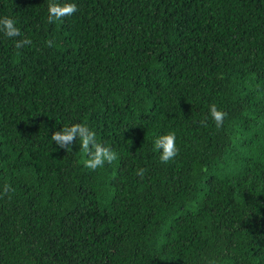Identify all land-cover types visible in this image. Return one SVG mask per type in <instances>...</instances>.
<instances>
[{
	"label": "trees",
	"instance_id": "16d2710c",
	"mask_svg": "<svg viewBox=\"0 0 264 264\" xmlns=\"http://www.w3.org/2000/svg\"><path fill=\"white\" fill-rule=\"evenodd\" d=\"M50 2L78 11L49 24ZM4 17L22 36L0 32V264H264V0H0ZM74 123L117 160L51 141Z\"/></svg>",
	"mask_w": 264,
	"mask_h": 264
},
{
	"label": "clouds",
	"instance_id": "9594fccd",
	"mask_svg": "<svg viewBox=\"0 0 264 264\" xmlns=\"http://www.w3.org/2000/svg\"><path fill=\"white\" fill-rule=\"evenodd\" d=\"M48 23L61 21L65 17L72 16L78 11L75 3L65 2L63 4L50 2L48 4ZM0 32L8 38H19L22 36L21 30L16 26V21L10 17L0 18ZM32 41L27 37L16 39L15 48L21 49L27 45H31ZM47 47H53V41H46ZM209 113L215 122L217 128L222 127L226 113L218 110L215 104L210 105ZM203 124L204 121H201ZM77 140L80 141V149L87 154L88 159L84 161V167L90 170H96L103 167L105 163L111 164L117 160V153L110 147L104 146L97 142L96 133L87 125L74 123L71 126H65L60 131H54L51 135V141H54L65 152L72 150V145ZM154 150H160L159 159L163 163H168L173 160L179 152L176 145L175 133H168L155 139ZM146 169L139 168L137 175L143 179ZM10 186L5 185L4 191H10Z\"/></svg>",
	"mask_w": 264,
	"mask_h": 264
}]
</instances>
